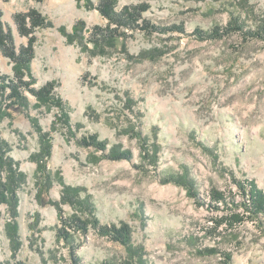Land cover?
<instances>
[{
	"label": "rangeland",
	"instance_id": "1",
	"mask_svg": "<svg viewBox=\"0 0 264 264\" xmlns=\"http://www.w3.org/2000/svg\"><path fill=\"white\" fill-rule=\"evenodd\" d=\"M104 1L0 0L17 46L28 38L15 14L36 8L51 22L35 32L31 86L56 85L51 102L26 90L27 105L0 118V135L27 174L15 213L0 206V264H73L74 253L100 264L127 254L95 225L68 228L69 243L59 234L61 215L130 225L151 264H219L197 253L219 245L204 230L222 212L208 204L209 189L233 184V174L264 188V40L202 38L197 30L225 26L233 15L247 24L263 19L264 0H115L117 11L147 3L141 28L161 29H124L115 44H96L93 28L116 27L98 9ZM0 70L13 76L1 49ZM92 136L106 149L87 145ZM116 147L131 158L113 154ZM38 161L52 174L48 191ZM187 170L204 202L164 181ZM64 185L79 189L78 203L74 195L63 201ZM239 231L220 247L234 251V264H264V233L250 220Z\"/></svg>",
	"mask_w": 264,
	"mask_h": 264
},
{
	"label": "trees",
	"instance_id": "2",
	"mask_svg": "<svg viewBox=\"0 0 264 264\" xmlns=\"http://www.w3.org/2000/svg\"><path fill=\"white\" fill-rule=\"evenodd\" d=\"M34 1L41 3L44 0ZM144 3L128 5L120 11L114 8L115 0H105L101 3L98 9L109 19L110 24H114L116 27L108 26L106 29L99 27L93 28L95 30L94 35L97 34V40L94 42L97 44L99 40L109 38L112 41L111 43L115 44L125 36L127 33L125 31L126 29L137 30V28H140L145 31L161 29L155 25H152V28H141L143 25L148 26V22H145V19H141L142 14L149 7L147 3ZM2 17L3 11L0 9V49L13 63V76L4 74L0 70V91H4L5 93L1 95L4 98V103L0 105V118L6 115H13L15 111H19V109H23L27 105L28 99L24 94L26 90H29L33 95L37 96L40 101L51 102L50 100L53 98V92L56 88V85L51 82L39 89L31 86L33 78L31 62L36 54L37 43L35 32L37 29L51 26L48 18L36 8L15 14L14 18L19 33L28 38L26 44L17 46L11 29L5 26ZM153 32L155 31L153 30ZM197 33L202 38H216L235 33L245 42L249 39L264 40V18L247 24L242 19L241 14L237 17L233 15L225 26L217 27L209 32L197 30ZM28 78H31V81ZM4 108L5 111L2 113L1 109ZM89 144L95 145L99 149H106V142L97 140L95 136H92L87 145ZM116 149L117 147L113 150V154L117 152L119 157L131 158L130 152L117 151ZM11 150L9 142L0 135V206L3 203H9L14 208L15 213L18 191L27 183V174L21 169L20 162L10 155ZM110 157H112L111 154ZM38 164L39 169L46 172L48 185L44 189L48 191L53 181L52 174L42 164V161H38ZM59 180L61 181V179ZM164 181H173L184 185L198 201H205V199L200 197L195 178L188 170L184 174L179 172L171 174ZM232 183L226 188L212 186L208 191V204L215 209H220L222 212L220 215L212 217L214 223L211 226H206L204 230L209 235H212L219 245L204 246L197 249L199 255L217 256L219 258V264H234V251L229 250V248L220 247V243H223L222 241L228 236H231L232 240L238 239L240 236L239 230L247 220L254 222L257 228L264 233V188L260 187L254 178L245 177L240 179L234 174L232 175ZM64 187L66 189L63 192L65 195L63 201L71 203V195H74L77 198L76 203H78L79 189L66 185ZM69 190L71 191L68 192ZM79 203L82 204V202ZM59 211L61 215L63 212L61 209ZM61 219L64 225L60 228L59 234L60 237H63L69 243H72L74 239L72 234L67 230L68 228L75 230L82 229L84 232H87L91 226L95 225L101 233L108 235L113 240L119 241L126 246V255L110 259L100 264H151L150 260L145 256L144 248L134 244L130 225L123 223L120 227H116L115 225L109 227L100 224L96 218H93L94 220L91 222L90 219H84L83 216L79 217L77 215H72L69 218H63L61 215ZM196 241L197 238H192L191 244L197 246ZM238 243H241V241H238ZM73 256V264H83L81 258L76 256L75 253Z\"/></svg>",
	"mask_w": 264,
	"mask_h": 264
}]
</instances>
